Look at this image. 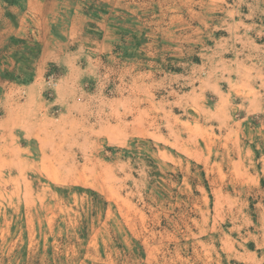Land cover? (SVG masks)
<instances>
[{
  "label": "rangeland",
  "instance_id": "1",
  "mask_svg": "<svg viewBox=\"0 0 264 264\" xmlns=\"http://www.w3.org/2000/svg\"><path fill=\"white\" fill-rule=\"evenodd\" d=\"M0 264H264V0H0Z\"/></svg>",
  "mask_w": 264,
  "mask_h": 264
},
{
  "label": "bare ground",
  "instance_id": "2",
  "mask_svg": "<svg viewBox=\"0 0 264 264\" xmlns=\"http://www.w3.org/2000/svg\"><path fill=\"white\" fill-rule=\"evenodd\" d=\"M225 244V243H224ZM229 244V243H228ZM232 247V246H231Z\"/></svg>",
  "mask_w": 264,
  "mask_h": 264
},
{
  "label": "built area",
  "instance_id": "3",
  "mask_svg": "<svg viewBox=\"0 0 264 264\" xmlns=\"http://www.w3.org/2000/svg\"><path fill=\"white\" fill-rule=\"evenodd\" d=\"M52 85V84H51Z\"/></svg>",
  "mask_w": 264,
  "mask_h": 264
}]
</instances>
